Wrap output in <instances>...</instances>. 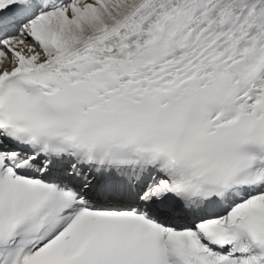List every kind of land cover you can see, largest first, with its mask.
I'll return each instance as SVG.
<instances>
[{
	"label": "snow or ice",
	"instance_id": "obj_1",
	"mask_svg": "<svg viewBox=\"0 0 264 264\" xmlns=\"http://www.w3.org/2000/svg\"><path fill=\"white\" fill-rule=\"evenodd\" d=\"M0 264H264V0H0Z\"/></svg>",
	"mask_w": 264,
	"mask_h": 264
}]
</instances>
